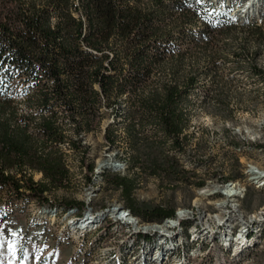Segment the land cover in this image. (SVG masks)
<instances>
[{
  "label": "rangeland",
  "instance_id": "obj_1",
  "mask_svg": "<svg viewBox=\"0 0 264 264\" xmlns=\"http://www.w3.org/2000/svg\"><path fill=\"white\" fill-rule=\"evenodd\" d=\"M253 1L121 0L126 18L102 43L89 45L84 37L77 41L80 20L86 33L92 16L97 33L111 28V17L100 5L91 9L85 0H0V42L6 48L9 38L28 48L43 46L50 58L57 57L72 92L77 80L105 71L107 58L115 63L107 79L110 91L91 77L86 90L81 88L76 118L88 129L78 132L72 114L56 105L54 94L49 92L51 108L42 106L55 79L0 52V171L43 181L49 200L57 205L86 203L89 216L105 232L91 254L83 255L85 244L60 233L64 220L48 226L38 201L18 198L0 186V264H104L106 256H124L131 237L129 228L116 223L118 207L141 211L145 222L157 221L154 211L168 217L196 200L201 210L219 212L217 204L230 203L216 201L225 191L217 192L219 185L238 179L247 182L241 209L254 213L264 207V189H257L246 173L249 165L264 170V0ZM237 4L245 8L238 17L232 14ZM133 9L149 13L135 18L129 15ZM244 15L247 20L239 17ZM32 17H41L44 27L62 30L50 43L41 32L31 36ZM86 52L93 53V60L77 73L66 69ZM53 121L60 135L51 141L44 123ZM25 136L21 152L4 150L3 144L15 146ZM82 146L91 150L95 170L106 172L95 184L87 177ZM117 157L128 164L120 174L109 170ZM40 168L65 176L52 184ZM206 187L210 196L201 197ZM62 244L71 247V254L59 256L56 247ZM204 253L193 264H264V251L232 257L214 246ZM87 256L98 257L90 262Z\"/></svg>",
  "mask_w": 264,
  "mask_h": 264
},
{
  "label": "bare ground",
  "instance_id": "obj_2",
  "mask_svg": "<svg viewBox=\"0 0 264 264\" xmlns=\"http://www.w3.org/2000/svg\"><path fill=\"white\" fill-rule=\"evenodd\" d=\"M255 2L256 0L252 4ZM243 7L244 5L237 4L232 14L236 17L239 15L238 12L244 14ZM259 8L257 7L255 11ZM239 17L246 19L245 15ZM125 160L114 158L109 170L112 169L118 174L123 173L128 168ZM101 173L99 170L95 172L93 184L99 180L97 177L102 178ZM246 173L252 175L250 182L257 189H264V170L249 165ZM246 184V181L238 179L219 185L217 192H221L225 187L227 193L223 190V195H218L216 201L225 199L230 202L229 207L225 203L217 204L216 210L219 212H209L204 210L205 208L201 210L196 200L191 208L177 209L172 217L161 222H145L131 214L125 205L118 207L115 211L116 223L118 226L129 228L131 237L122 250L124 256H106L104 264H193L195 258L206 255L204 253L206 248L212 249L214 246L218 247L224 256L232 257L244 254L245 251L250 253L243 256L264 251V207L254 213H245L241 209V200L247 194ZM199 194L201 197H209L210 191L206 187ZM40 210L45 214L50 227L64 220L60 233L64 239L75 238L85 244L83 255L85 253L90 255L93 246H97L105 239V232L99 230L96 220L89 216L87 206L82 215H78L73 209L65 210L55 206L40 207ZM231 210L236 214H228ZM94 233L97 235L93 238L91 234ZM248 248L251 249L247 250ZM87 257L91 258L92 262V259H97L98 256Z\"/></svg>",
  "mask_w": 264,
  "mask_h": 264
},
{
  "label": "trees",
  "instance_id": "obj_3",
  "mask_svg": "<svg viewBox=\"0 0 264 264\" xmlns=\"http://www.w3.org/2000/svg\"><path fill=\"white\" fill-rule=\"evenodd\" d=\"M85 1L87 2L88 6L91 7V9H93L94 5H97V6L100 5L102 9L105 10L106 15L109 14L112 20L111 28L102 30L100 33H97L96 28L94 27V23H95L94 16L91 17V21L89 22V32L88 33H86L84 30L85 24L82 22V20H80L79 25L81 27H80V32H79V39H77V41H79L80 39L84 37V40L86 39L89 45H91L90 43L99 45L106 39V37L111 33V31L115 30L116 23L123 22V20L126 18L127 13H124V11L122 10L123 5L119 4V1L121 0H85ZM148 13L149 12L141 13L140 10L133 9L132 12L129 13V15L136 18V17H145ZM0 20H1V17H0ZM31 22L34 24L33 25L34 27L30 29V32H28V34L36 37L35 35L39 36L41 32V34L43 35L42 38L44 37L46 42L48 43L52 42L53 36L57 35L58 31L62 30V28L55 29L54 27H44L43 26L44 20L41 17H32ZM37 27H40V28L37 29ZM25 41L28 43L29 41L28 36L24 37V42ZM69 41H72L71 37H68L67 45L65 46V52L67 54L71 52V42ZM7 43L9 45L6 48V45L0 42V52L3 54L4 57L11 58L17 62H22L28 65L30 68H41L47 74H50L55 79L54 87L47 89V91L42 96L43 108H51L49 104V95L50 93L54 94L56 96L55 100L57 101L56 105H61L62 107L70 111V113L72 114V117H73L72 121L74 125L77 127L78 132H82L88 129V126H83L84 124L76 118L78 113H80V110H81L80 109L81 88H85L86 90V82L88 80V77H91L92 79H94V81L100 82L103 86L106 87V89L110 91L109 88L112 87V84L107 82V79H109L108 77L109 73H111L112 70L114 69V66H115L114 59L112 57L107 58L109 61V65L105 71L95 70L94 72H91L90 76H86V77H83L81 80H77L76 87L74 88L75 92H72L70 85H69L70 83L69 84L65 83V80L63 78V71H61V68L57 65V60H58L57 57H55V59L50 58L47 55L46 49H44L43 46L33 45L28 48L24 46L23 44H20V42L15 40L14 38H9ZM68 44L70 45L68 46ZM7 49H10V51H8ZM93 56H94L93 53L86 52V54H84V56H82V58L78 60V62L76 63L71 62L70 64H68L66 69L74 73H77V70L81 66L93 60L94 58ZM34 72H37V70L35 69ZM85 99H87V95H85ZM8 109H10V105L8 106ZM53 113L55 116L58 115V113L56 112H53ZM44 127H45V131L49 133L51 137L50 139L51 141L53 140L52 138L55 137V135L57 137L58 135H60V128L56 121L44 123ZM10 132L11 131H9V133ZM106 137H107L108 142L113 143L114 141L113 138H111L110 136H107V134H106ZM26 140H27V137L25 136L15 146L14 145L12 146V144L10 143L3 144L4 150L13 149L18 152H21V150H23ZM78 141L82 142L81 139H79ZM83 148L86 149V151L83 152V162L86 168V174L90 181V184H93L95 181L94 180L95 164L89 161L91 150L89 148L87 149L86 146L80 147V149H83ZM40 172L45 177H48L52 184L59 182L65 176V174L62 171L53 170V168H51V170L50 168L49 170L40 168ZM112 172L114 171L112 170ZM92 174H94L93 178H91ZM104 174H106L105 171L101 173L102 179L104 178ZM0 186L2 189H10L9 191H11L12 193H15L18 198L29 199L30 201L35 200L36 202L38 201L40 207L55 206V207L63 208L65 210L73 209L77 212L78 215H82L86 207L84 202H70L67 204L68 206H61V205L55 204L53 201L49 200L47 196L49 189L47 188V186L44 185L43 181H40V182L35 181L32 178H28L26 175H21V178L17 179L14 176L7 175L5 172L0 171ZM127 209L131 212V214L137 217L143 216L142 212L138 211L137 209H134V208H127ZM174 213L175 212H172L169 215H167L168 217H166L162 212L154 211L153 212V215L155 217L154 219H157V221H152V222H161L166 218L172 217Z\"/></svg>",
  "mask_w": 264,
  "mask_h": 264
},
{
  "label": "crops",
  "instance_id": "obj_4",
  "mask_svg": "<svg viewBox=\"0 0 264 264\" xmlns=\"http://www.w3.org/2000/svg\"><path fill=\"white\" fill-rule=\"evenodd\" d=\"M57 253L59 254V256H67L69 255V253L71 254V247H69L68 245L62 244V245H58L56 247ZM28 257L25 256V259H27ZM24 259V261H25Z\"/></svg>",
  "mask_w": 264,
  "mask_h": 264
},
{
  "label": "built area",
  "instance_id": "obj_5",
  "mask_svg": "<svg viewBox=\"0 0 264 264\" xmlns=\"http://www.w3.org/2000/svg\"><path fill=\"white\" fill-rule=\"evenodd\" d=\"M93 175L94 174H92V178H93ZM92 207V206H91ZM94 213L95 214H98V215H100V216H103L104 214H114V213H112V212H110V213H101V212H95L94 211ZM228 214H236L235 212H234V210H231L230 212H228ZM140 217V216H139ZM159 221V220H158Z\"/></svg>",
  "mask_w": 264,
  "mask_h": 264
}]
</instances>
